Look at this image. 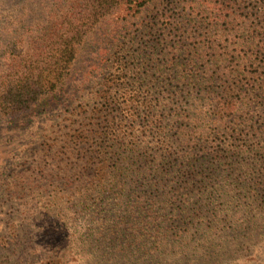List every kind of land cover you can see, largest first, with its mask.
<instances>
[{
	"label": "trees",
	"instance_id": "trees-1",
	"mask_svg": "<svg viewBox=\"0 0 264 264\" xmlns=\"http://www.w3.org/2000/svg\"><path fill=\"white\" fill-rule=\"evenodd\" d=\"M51 1L22 49L0 50V120L63 105L0 184L50 247L77 207L86 242L123 236L163 264H207L195 234L264 209V0Z\"/></svg>",
	"mask_w": 264,
	"mask_h": 264
},
{
	"label": "rangeland",
	"instance_id": "rangeland-1",
	"mask_svg": "<svg viewBox=\"0 0 264 264\" xmlns=\"http://www.w3.org/2000/svg\"><path fill=\"white\" fill-rule=\"evenodd\" d=\"M51 2L0 0V50L7 42L18 43L17 47L22 49L21 42L31 34V24L47 20ZM111 28V23H106L97 29L93 42L98 43L88 44L80 59L85 65L96 59L100 46L108 45ZM23 33L25 35L21 36ZM102 55L103 52L98 53V56ZM7 64L0 56V75L8 70ZM62 105L63 102L59 106V101L45 103L25 118L24 124L19 120H0V172L3 171V176L16 166L23 144L30 140L31 133L44 127L60 112ZM14 195L9 194L7 185L0 184V264H163L140 241L129 242L123 236L109 237L112 242L103 239L93 244L86 242V239L91 240L85 228L90 220L86 219L84 212L77 211V207L73 209L75 211L67 212L70 221L65 242L60 247H50L46 237L42 236L44 229L39 228L38 220L42 218H35L33 212H25L17 194ZM238 215L239 223H243L238 229L227 224L224 229L209 230L207 236L195 234L192 237L194 242L202 238L209 241L207 264H264L263 207H253L250 214L238 212Z\"/></svg>",
	"mask_w": 264,
	"mask_h": 264
}]
</instances>
